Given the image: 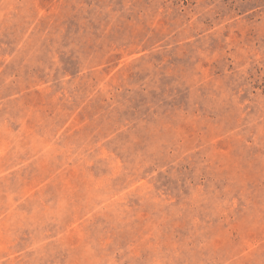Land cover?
Masks as SVG:
<instances>
[{"label": "rangeland", "instance_id": "374dc122", "mask_svg": "<svg viewBox=\"0 0 264 264\" xmlns=\"http://www.w3.org/2000/svg\"><path fill=\"white\" fill-rule=\"evenodd\" d=\"M0 264H264V0H0Z\"/></svg>", "mask_w": 264, "mask_h": 264}]
</instances>
